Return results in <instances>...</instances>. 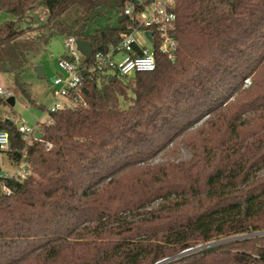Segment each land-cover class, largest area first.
Listing matches in <instances>:
<instances>
[{
  "label": "trees",
  "instance_id": "obj_1",
  "mask_svg": "<svg viewBox=\"0 0 264 264\" xmlns=\"http://www.w3.org/2000/svg\"><path fill=\"white\" fill-rule=\"evenodd\" d=\"M39 3L48 15L31 29L43 37L98 51L126 29V0H0V52L26 33L2 15ZM175 11L174 63L158 52L154 71L86 82L29 144L0 117V153L29 168L0 196V264H264V234L234 238L264 232V0H175ZM0 70L36 104L21 70ZM182 136L189 160L151 163Z\"/></svg>",
  "mask_w": 264,
  "mask_h": 264
},
{
  "label": "built area",
  "instance_id": "obj_2",
  "mask_svg": "<svg viewBox=\"0 0 264 264\" xmlns=\"http://www.w3.org/2000/svg\"><path fill=\"white\" fill-rule=\"evenodd\" d=\"M124 14L128 19L127 25L119 33L118 39L110 42L103 50L95 51L93 47L89 57L79 50L75 36L65 39L64 56L59 60L64 75L53 81L54 103L47 109L49 117L35 126H29L25 121L16 125L26 144L36 139L35 134L41 131L43 123L53 122L52 113L83 99L86 82L109 81L110 76L112 80L128 79L138 72L154 71L158 65V52L171 62L176 61L179 43L176 37L175 0H126ZM0 95L7 99L13 92L0 86ZM51 147L48 143V148ZM9 148V132L0 130V150L7 151ZM15 165L13 170L0 166V196H11L14 189L10 181L24 180L29 174L24 159ZM196 249L199 250V247L186 249L179 255Z\"/></svg>",
  "mask_w": 264,
  "mask_h": 264
},
{
  "label": "rangeland",
  "instance_id": "obj_3",
  "mask_svg": "<svg viewBox=\"0 0 264 264\" xmlns=\"http://www.w3.org/2000/svg\"><path fill=\"white\" fill-rule=\"evenodd\" d=\"M75 13L76 10L74 9L70 12L71 15H75ZM47 15V6L46 4L41 5V3L35 5L22 19H18L16 16L10 14L2 15L3 20H14L17 27L26 30V33L15 42L9 44V47H6L7 51L4 49L5 51L0 52V65L7 66L14 71L21 70L20 80L24 83L28 93L36 101V104H32L21 91L17 92L14 87V72L0 70V86L11 90L16 97V103L13 107L8 104L0 106V117L5 120L10 119L15 126L19 125L20 121H25L29 126H35L39 121H45L49 117L47 109L54 103L53 81L56 77L64 75V71L59 66V60L64 56V43L67 37L59 32H54L53 34H49L47 38L42 36L43 34L40 30L31 29L44 23ZM17 43L22 46L18 47ZM23 43H30L31 45H25ZM12 47H17L15 50L19 52L21 57L29 58V63L25 64L23 69L17 68V64L12 63ZM36 65H42L44 67L46 74L44 78L38 77L34 69ZM247 85H250V80H247ZM61 100L66 101L65 98ZM70 105L73 106L72 103ZM192 155L193 149L188 145L185 137L182 136L152 159L151 163H161L164 161L180 162L189 160ZM0 166L4 169L13 170L16 165L5 154L0 153ZM263 234L264 232H257L239 235L234 238L245 239ZM223 241L227 240H221L219 242ZM217 243L213 242L198 247L200 250ZM171 260L173 259L166 260L160 264H165Z\"/></svg>",
  "mask_w": 264,
  "mask_h": 264
},
{
  "label": "water",
  "instance_id": "obj_4",
  "mask_svg": "<svg viewBox=\"0 0 264 264\" xmlns=\"http://www.w3.org/2000/svg\"><path fill=\"white\" fill-rule=\"evenodd\" d=\"M77 45H78V48L79 50L84 53L87 57H89L93 51V44L88 41V40H84V39H78L77 40ZM37 75L39 78H44L46 76L45 74V69L42 65H36L34 67ZM112 80V76L109 77V81ZM84 91H87L86 88L83 89ZM6 102L8 105H10L11 107H13L16 103V97L14 95L8 97L6 99ZM11 125H13V122L11 121L10 122ZM35 137L36 139H41L43 137V133L41 131H38L36 134H35ZM166 260H163V261H160L156 264H160L162 262H164Z\"/></svg>",
  "mask_w": 264,
  "mask_h": 264
}]
</instances>
